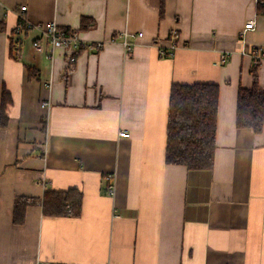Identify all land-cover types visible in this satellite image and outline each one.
<instances>
[{
  "label": "crops",
  "instance_id": "0c3cea01",
  "mask_svg": "<svg viewBox=\"0 0 264 264\" xmlns=\"http://www.w3.org/2000/svg\"><path fill=\"white\" fill-rule=\"evenodd\" d=\"M23 6L31 22L55 21L104 47L79 53L68 73L66 50L52 64L35 51L36 32L16 43ZM256 7V0H0V264H264V129L236 125L239 90L251 88L254 75L264 89V64L253 75L251 57L241 54L264 48ZM250 20L256 27L242 41ZM125 30L142 34L128 58ZM173 44V56L162 57ZM174 84L220 88L211 171L165 162ZM122 130L129 138H119ZM47 190L79 193L80 215L45 216ZM17 199L27 202L22 225L14 222Z\"/></svg>",
  "mask_w": 264,
  "mask_h": 264
},
{
  "label": "trees",
  "instance_id": "16d2710c",
  "mask_svg": "<svg viewBox=\"0 0 264 264\" xmlns=\"http://www.w3.org/2000/svg\"><path fill=\"white\" fill-rule=\"evenodd\" d=\"M257 13L264 15V4H257ZM163 11V10H162ZM163 13V12H162ZM84 20L82 21V23ZM94 23H90L92 28ZM70 32V30H67ZM80 50L78 52H84ZM77 54V55H78ZM257 69H252L253 75ZM220 88L210 84H174L170 91L165 162L188 171H211L216 151L217 118ZM6 103V97L4 98ZM2 124L5 125L4 109ZM236 125L260 134L264 129V89L256 75L249 89H240L237 99ZM45 216H79L81 195L76 191H46L43 197ZM27 202L17 199L14 222L24 223Z\"/></svg>",
  "mask_w": 264,
  "mask_h": 264
},
{
  "label": "built area",
  "instance_id": "2783aa9c",
  "mask_svg": "<svg viewBox=\"0 0 264 264\" xmlns=\"http://www.w3.org/2000/svg\"><path fill=\"white\" fill-rule=\"evenodd\" d=\"M257 4H264V0H256ZM17 25L14 31V37L17 40L16 43H19L22 38L26 36L29 32H36L38 34L37 39L34 42L35 51L38 54H47L51 63H54L56 58V52L59 49H64L67 52L66 55V65L67 72L71 73L75 69V64L77 62V54L80 50H90L95 51L102 49L104 47L103 42H98L96 44L87 43L79 38L78 33L74 31L68 32L67 30L61 29L58 27L55 21L46 23V24H35L31 22L27 17V7L23 6L17 10ZM256 23L254 20L248 21L243 30L240 32L239 37L244 40L246 33L254 30ZM122 45L124 48V56L128 58L132 56L133 50L135 47V40L137 37H141L142 34H132L128 30H125L121 33ZM177 49V45L173 44L171 50L163 51L161 56L164 58L172 57ZM242 55H248L252 59L253 69H258L261 65L264 64V48L254 47L251 51H248L246 48H243L241 51ZM230 56V54H228ZM228 55H223L222 60L225 63L228 60ZM53 83L50 80L48 83L49 89L52 87ZM41 109L45 113L46 123L49 121L50 112H51V102L48 100L41 104ZM119 138H129L130 134L126 131H120L118 134ZM107 195L110 198H114L116 194V180L113 175L107 177ZM49 185L46 179H42L41 186L46 188ZM36 264H44L41 261H38Z\"/></svg>",
  "mask_w": 264,
  "mask_h": 264
}]
</instances>
